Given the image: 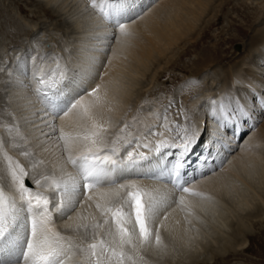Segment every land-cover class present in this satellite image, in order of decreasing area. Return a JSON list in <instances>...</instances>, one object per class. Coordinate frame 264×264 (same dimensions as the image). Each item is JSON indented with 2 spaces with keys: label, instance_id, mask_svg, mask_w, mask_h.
I'll return each mask as SVG.
<instances>
[{
  "label": "bare ground",
  "instance_id": "bare-ground-1",
  "mask_svg": "<svg viewBox=\"0 0 264 264\" xmlns=\"http://www.w3.org/2000/svg\"><path fill=\"white\" fill-rule=\"evenodd\" d=\"M42 1L46 5L43 8L46 12L53 11L52 8L55 5L65 8L63 14L67 16L66 20L71 23L73 29L69 31L70 33H65L67 38L65 37L66 42L63 43L65 45L63 56H53L52 54L49 56L46 52L29 66L27 63L30 59L28 54L19 55L13 64L14 71L9 76L12 106L18 110L14 115L16 119L14 123L17 124L20 121L23 123L18 128L19 135L16 136L19 140L29 143V147L34 153L31 159L35 160L33 163L36 165V169H34L36 173H29L27 178L32 190L44 193L54 203H59L60 197L54 190V182L70 181L72 178L79 179L77 169L68 162L69 153L77 157L86 152L88 148L93 147L91 140H84L82 137L90 131H97L99 137L102 138L103 146L113 147L115 145L108 144L106 141L108 132L113 130L115 134H118L121 127L124 126L129 132V138L126 137L123 144L115 147L120 149L124 156L127 155V151H133L134 155L144 153L148 156V160L140 161L136 167L130 169L117 181L119 184L129 186L121 191L120 195L124 200H128V192L141 191L150 193L160 201L151 222L154 234L151 240L153 241L146 246L143 245L149 248L148 258L156 257V251H154L156 242L154 240L157 231L161 242L163 236H166L173 241L182 240L184 245L191 235L194 237L189 227L190 216L184 213L186 211H190V213L202 212L207 213L210 219H216L213 215L217 212L214 203L223 204L222 201H231L233 208L231 209L226 204L223 205L225 208L220 212L223 216L226 215L225 218L221 216L222 214L220 215V223L227 224L230 221L233 230L230 236H225L220 240L221 245L212 246L211 251L219 259H225L226 255H240L246 251L249 245L242 244L245 241L243 234L246 232L243 218L233 217V220H231L232 216L230 220L228 218L229 215L244 214L251 223H258L262 220L264 222V120L262 125L260 124L261 126L242 143L235 141L244 130L242 122L245 123L244 120L250 117V120L253 121L257 119L259 113L264 111V0H260L262 7L258 18H255L259 24L261 23L259 26L254 23L255 26L250 27L251 32L248 34L244 24L229 23L228 26L233 27L234 33H228L227 37L218 38L213 47L201 48L191 60V66L188 69L181 66L178 58L181 59L187 52H196L197 47H200L203 40L208 37L209 30L220 23L218 12L224 11L228 4L234 11H238L235 3L239 0H135L133 6L136 7L139 15L126 24V30L130 33L128 36H120L118 29L105 24L96 10L90 6L89 0ZM88 7L94 11V15L88 13ZM21 10L23 9L21 8ZM224 13L228 14L229 12ZM244 16L246 21L251 22L254 13H245ZM1 33L6 37L9 31L6 28ZM112 33H116V35L110 38ZM243 36H247V40L241 45L242 48L237 47V50H233V45L238 43ZM179 46H185V51L179 52ZM231 47L232 50L228 53V49ZM54 58H58L61 67L66 69V80L59 86L56 95H52L54 90L45 89L49 91V99L71 101L79 98L83 105V107L74 109L67 116L53 117L47 102L36 91L37 88L42 87L37 82V76L43 70L46 74L45 78H47L50 70L56 67ZM221 59H228L226 67L220 66L221 63L218 61ZM177 61L180 64L179 67L185 69L182 70L187 79L183 80L181 84H177L178 87L175 88H180L184 84L189 88L190 85H193L190 82L197 81L194 79V75L201 79L208 77L210 80L207 81L206 87H200L196 92L195 90L186 92L176 121V124L181 126L194 123L198 133L202 126L206 128L207 137L206 135L205 137L208 140L204 137L195 143L187 157L184 169L186 173L184 179L192 181L187 187L200 195L179 191L171 180L167 179L168 173L165 169L175 163L174 154L179 151L177 148L164 149L161 154L157 155L148 148L137 147V143L133 142L127 150L123 149V145L129 140H134L137 136L140 137L141 145L148 143L153 149L159 140L180 143L178 131L176 129L167 131L163 126L167 123L171 127L172 122L175 121H165L161 118V116L165 117L162 115V99L156 97L157 101H161L160 104H155L156 107L149 105L147 111L142 109L143 111L134 112L131 117L120 120V123L115 126L129 102H132L131 105L134 107L139 104L137 102L144 101L145 93L157 95L156 84L161 78L167 77V70H162L161 64L171 63L170 67L176 69L177 66L173 65ZM213 70L215 73H211ZM208 73H210L209 76ZM97 86H99L98 90L93 95H88L93 89H97ZM136 87L141 89V92L132 98ZM28 92H31L32 96H29ZM30 97H32L31 102H35V106L39 109L36 110L40 113L39 119L41 120L38 129L47 131L46 135L56 134L52 136L54 146L50 147L38 137L40 135L36 136L37 129H33L30 123L27 124L24 121L23 115L29 112L27 110L31 107L27 106L30 103ZM212 100L217 101L218 104L223 102L228 111L236 110L235 126L230 123L227 128L220 127L216 119L213 118L216 109L211 103ZM181 108L185 115L191 117V121L185 120L184 115L180 114ZM85 109L87 114H85ZM240 111L244 113L242 116L239 115ZM246 114H249L250 117ZM250 120L247 123H250ZM93 124L99 127L93 128ZM152 127L157 131H153ZM116 128L119 129L116 130ZM61 129L65 133L72 134L73 137H79L70 143L68 152L64 150V142L59 140ZM230 130L231 132L228 133ZM152 131L163 132V136H154ZM222 135L226 136L222 137ZM17 137L8 139L9 141L18 140ZM3 141L5 140L3 139ZM7 144L5 143V145ZM58 144L61 148L60 152L56 149ZM100 146L101 144L96 145V147ZM12 150L18 156L21 154L19 147H12ZM28 160L30 158L26 160L25 164L21 160L18 161L26 167L28 164H32ZM45 176L48 177V180L43 179ZM32 177L40 179V185H37ZM240 185H244L245 189H240ZM112 188H115V185ZM6 190H8L7 187ZM109 191V186L105 184L85 192L81 183L80 190L75 196L74 206L63 216L53 213L51 226L64 237L65 247H68L70 243L74 244L72 239L74 240L75 236H79L78 239L82 241V247H87L89 243L94 242L93 233H83L87 231L83 226L89 225L88 229L92 230L90 226L102 220H100L102 216L96 204L104 205L107 198H104L103 194ZM125 207L131 212L128 205ZM207 210H210L211 214L206 212ZM111 224L110 221L108 225ZM27 234L26 229L25 236ZM252 236L257 235L248 234L249 241ZM99 237L97 238L99 239ZM75 243H77L76 240ZM82 256L80 254V257ZM76 258L73 257V259ZM188 260L196 263L192 257ZM67 264H71V261Z\"/></svg>",
  "mask_w": 264,
  "mask_h": 264
},
{
  "label": "snow or ice",
  "instance_id": "snow-or-ice-1",
  "mask_svg": "<svg viewBox=\"0 0 264 264\" xmlns=\"http://www.w3.org/2000/svg\"><path fill=\"white\" fill-rule=\"evenodd\" d=\"M89 4L96 10L105 24L118 29L120 36L130 35L126 30V24L139 15L136 7L133 6L135 0H89ZM115 35L116 33L110 34V38ZM54 59H56V67L50 70L47 78H45L46 74L43 70L37 76V82L42 87L37 88L36 91L47 102L53 117L67 116L74 109L83 107V105L79 98L71 101L49 99L48 90H54L52 95L58 94L59 86L66 80V69L61 67L58 58ZM98 87L89 92L88 95H93ZM211 103L216 109L213 118L216 119L220 127L227 128L230 123L235 126V109L228 111L223 102L218 104L217 101L212 100ZM85 114H87L86 109ZM180 114L184 115L185 120L191 121V117L185 115L182 108ZM243 114V111L239 112V115L242 116ZM164 119L166 121L167 117L165 116ZM163 126L167 131L173 129L178 131L179 144L168 140H159L153 149L148 143L141 145L139 143L140 137L137 136L134 140H129L123 145V149L127 150L133 142L137 143V147L148 148L157 155L161 154L164 149L177 148L179 151L174 154L175 163L170 168H166L165 171H167L169 179L177 190L192 195H200L187 187L192 181L184 179L187 157L195 143L200 139L196 125L190 123L181 126L172 122L171 127L167 123ZM97 127L99 126L93 124V128ZM7 130L11 131L12 126H8ZM16 132L19 135L18 128ZM152 135L163 136V132H153ZM76 138L79 137H73L72 134L65 133L63 129L60 130L59 140L64 142L66 152H68L70 143ZM21 139H23L22 136ZM82 139L91 140L93 147L88 148L86 152L77 157L69 153L68 162L77 169L79 179L72 178L70 181L54 182V190L60 197L59 203H54L44 193L32 190L27 180L30 175L29 172L25 166L14 160L7 151H3L6 141L0 140V153L6 162V175L0 180V264H67L69 261L71 264H84L80 259H73L78 253L83 255L87 264H113V261L115 264H126V261L136 264L138 252L134 256L127 249L136 251L137 243L146 245L151 242V222L160 201L150 193L141 191L128 192V200H123L120 193L129 186L117 182L126 172L136 167L140 161L148 160V156L144 153L134 155L133 151H127V155L124 156L121 150L115 146L104 147L102 138L99 137L97 131L86 133ZM97 144H101V146L96 147ZM114 144L115 141H113ZM12 147H19L14 139H12ZM21 155L27 157L30 153L21 151ZM32 179L37 185H40V179L35 177ZM43 179L48 180V177L45 176ZM81 183L85 192L105 184L109 186L110 191L103 194V197L107 198V202L104 205L96 204L104 218L103 224L95 222L90 227L94 230L100 229L111 221L115 226V232L109 233L113 239L106 241L102 238L98 239L99 234L94 231V242L89 243L87 247H78L77 253L73 250L72 245L65 247L64 237L51 225L53 213L63 216L74 206L75 196L80 190ZM113 185L115 188H112ZM88 198L91 199V197ZM125 205L131 208V212L127 210ZM133 215L135 218L134 228H129L128 225L133 223ZM83 227L87 230L89 225ZM137 228L139 230L138 241L135 232ZM26 229L27 236H25ZM155 242L157 246L161 244L158 231L155 234ZM139 258L143 259V257Z\"/></svg>",
  "mask_w": 264,
  "mask_h": 264
},
{
  "label": "rangeland",
  "instance_id": "rangeland-1",
  "mask_svg": "<svg viewBox=\"0 0 264 264\" xmlns=\"http://www.w3.org/2000/svg\"><path fill=\"white\" fill-rule=\"evenodd\" d=\"M262 2L260 0H239L237 1L236 7L238 8V11H234L231 6L226 5V8L224 11L218 12V17L220 23L217 25H214L210 30H209V35L206 37L200 47H197L196 52H187L184 54L181 59L178 58L179 63L181 66L184 68L188 69L191 66V60L196 56L197 53H199V50L203 47H213L217 41L218 38L222 36H228V33H234L233 27L228 24L230 23H241L245 25V28L247 29L248 34L251 32L252 26H255V24H258L257 18L259 11L261 10L262 7ZM234 6V4H233ZM46 5L42 0H0V30H7L9 31L8 35L1 33L0 31V140H5L7 145L4 146L3 151H7L9 155L13 157V159L17 158L16 160H21L24 164L26 163V160L30 158L32 164H28L26 166V170L29 173H36V165L33 163L35 160L31 159V156L33 157L34 153L29 147V143L23 142L22 140H19V138L16 136L17 132L16 129L19 128L20 126L23 125V123L20 121V123L15 124L14 122L16 119L14 118L16 111L15 107L12 106V99L10 98V90H9V82L11 74L14 71V62H16L17 58L19 55L23 54H28L29 60L27 63H29V66L32 65L31 63H35L37 59H39L41 54L43 53H48L52 54L53 56H63L62 52L64 50L65 45L63 43L66 42V34L65 33H70L69 31L73 29V26L71 23L66 20L67 16H65L64 11L65 8L60 7L59 5H55L52 9H54L51 12H46L44 11L43 8H45ZM20 8V9H19ZM21 8L23 10H21ZM89 12L94 15V11H91V7H88ZM228 11V14H225L224 12ZM245 13H254V17L250 20L251 22H248L244 19V14ZM10 14V15H9ZM231 14V15H229ZM227 15V16H226ZM10 16V17H9ZM226 16V17H225ZM256 16V17H255ZM12 18V21H11ZM256 18V19H255ZM255 19V20H254ZM17 20V21H15ZM28 23H27V21ZM245 20V21H244ZM66 21V22H65ZM255 23V24H254ZM16 24V25H15ZM35 24L34 26H32ZM31 26V27H30ZM50 28H49V27ZM59 26V27H58ZM62 26V27H61ZM58 27V29H57ZM232 27V28H231ZM25 28V29H24ZM3 29V30H2ZM22 29V30H21ZM231 29V30H230ZM25 30V31H24ZM30 30V31H29ZM222 30V31H221ZM54 31V32H53ZM64 31V32H63ZM29 32V33H27ZM31 32V33H30ZM12 33V34H11ZM3 34V35H2ZM35 35V36H34ZM63 36V37H62ZM66 37V38H65ZM39 39V40H38ZM247 40V36H243L241 40L238 41V43L233 45V50H237V47L239 49L242 48V44L245 43ZM37 41V42H36ZM27 43V44H26ZM32 44V45H31ZM15 46V47H14ZM33 46V47H32ZM25 47V48H24ZM15 49V50H14ZM21 49V51H20ZM179 52L185 51V46H179ZM232 50V47L228 49V53H230ZM29 51V52H28ZM187 51V50H186ZM22 52V53H21ZM33 52V53H32ZM33 54V56H32ZM51 55V57H53ZM39 57V58H38ZM177 58V56H175ZM173 59V61L175 60ZM15 60V61H13ZM177 60V59H176ZM228 59H221L218 62L221 63L220 66L226 67ZM12 61V63H11ZM60 61V60H59ZM178 61L174 63V67L177 66L176 69L171 68V63L169 64H161L162 65V70H167V77L161 78L159 80V83L156 84V96L152 94H144V101L142 103L139 101L138 105H135L134 107L131 105L132 102H129L126 109L122 113L121 117L119 118L118 122L116 123L115 126H117L120 123V120L124 118H129L133 115L134 112H139V111H147V109L153 105V107H156L155 104H160L161 99H162V115L167 117V120H173L175 123L178 120L177 114L178 110L180 107L183 106L184 102V97L186 95V92L188 90H195L198 91L200 87H206L207 86V81L209 80L208 77H205L204 79L201 77L198 80L197 75H194V80L190 83L193 85H190V89L185 86H181L180 88H175L178 87L179 84L183 82V80L187 79L186 75L184 74L183 67H179L180 64ZM219 65V64H218ZM2 67V68H1ZM164 68V69H163ZM181 68V69H180ZM185 70V69H184ZM211 73H215L214 70L211 71ZM185 75V76H184ZM210 73H208V76ZM189 77V76H188ZM145 80V79H144ZM181 80V81H180ZM210 81V80H209ZM178 84V85H177ZM139 87V86H138ZM138 87L135 88V92L132 96L135 97L137 93L141 92V89ZM175 88V89H174ZM192 88V89H191ZM172 89V90H171ZM185 89V90H184ZM187 89V90H186ZM183 90V91H182ZM177 91V92H176ZM29 96L31 95V92H28ZM28 96V95H27ZM32 96V95H31ZM160 98V100H156L157 98ZM174 99H173V98ZM35 99V98H34ZM137 99V98H135ZM148 99V101H146ZM155 99V100H154ZM30 103L27 106H31L28 108L23 117H25V120L27 124H31V127L36 130V136H38L41 140H43L45 143H47L50 147L54 146V143L52 142V136L55 135H50L47 134V131L41 129L39 130L38 124L41 122L39 119L40 113L36 110L37 107L35 106V102L32 101V97L29 98ZM146 104V105H145ZM150 105V106H149ZM144 106V107H143ZM138 107V108H137ZM148 107V108H147ZM19 109V108H18ZM143 109V110H142ZM32 112H31V111ZM35 110V111H34ZM256 112V111H254ZM28 113V114H27ZM39 113V114H37ZM253 114V111H252ZM38 115V116H37ZM249 116V114H246V116ZM255 115V114H254ZM30 116V117H29ZM136 116V115H135ZM251 116V113H250ZM249 116V117H250ZM163 120V116H161ZM246 119V117H244ZM251 118V117H250ZM250 118L244 120L245 123L242 122V127L244 130L242 131V134L236 138V143L237 141H241V143L255 130H257L262 124L264 120V111L259 113L257 119H254L253 121L250 120ZM250 123H247V121ZM25 123V124H26ZM261 124V125H260ZM245 127H244V126ZM8 126H12V130L8 131ZM154 126V124H153ZM124 127V126H123ZM121 127L123 131H119L118 134H115V132L112 130L108 132L106 136V141L108 144H113V141H115V146H118L120 144H123L124 139L126 137L129 138V132H127L126 127ZM200 129V138L203 139V128ZM115 128V127H114ZM119 128H116V130ZM153 131L155 130L153 127L151 128ZM4 131V132H3ZM152 131V132H153ZM10 132V133H9ZM231 132L228 131V133ZM204 137L206 135L207 137V132H204ZM227 133V132H226ZM225 133V134H226ZM202 134V135H201ZM226 135H222V137H225ZM18 138V140H15V143L19 145L20 151H27L30 153L29 156L25 157L21 154L16 155V153L12 150V141L8 138ZM43 137V139H42ZM205 137V138H206ZM207 139V138H206ZM208 140V139H207ZM17 141V142H16ZM141 142V140H139ZM225 141V140H224ZM139 142V143H140ZM226 142V141H225ZM59 152L61 150L60 145H57L56 148ZM234 151V150H233ZM0 153V180H2L6 175V162L3 161V155ZM21 157V159H20ZM26 159V160H24ZM3 161V162H2ZM3 164H2V163ZM19 162V161H18ZM31 165V166H29ZM35 165V168L33 167ZM4 173V174H3ZM244 185H240V189H245L243 187ZM33 187V186H32ZM124 200V199H123ZM223 204L221 203H214L215 204V209L217 212L213 214L216 219H210L209 215L207 213H190V211H186V215L189 214L191 221L189 222V227L191 231L194 234L191 235L189 239L185 242L183 245L182 240H176L173 241L170 238L163 236L162 242L159 246L156 245V249H154L155 252V260L153 258H148V252L149 248L144 247L146 245H139L137 243V249L136 251H133L132 249H127L132 255L136 256V253L138 252V256L136 258V264H264V222L263 220L260 222L256 223H251L250 220L245 218L244 214L235 216L229 215L228 220H230V217L233 220V217L237 218H243V221L246 224V232L244 233L243 237L245 238V241L242 243L243 245H249V247L246 249V251H243L242 254L240 255H232V256H227L225 259H219L215 254L212 253L211 247L212 246H218L221 245L220 240H222L223 237L225 236H230L233 230L232 223L229 221L227 224H221L220 219L221 216L225 218V215L223 216L222 211L225 207L223 205H227L231 207V201H222ZM76 208V207H75ZM233 207H231L232 209ZM206 212L211 214L210 210H207ZM224 213V212H223ZM241 213V212H239ZM191 214V215H190ZM222 214V215H221ZM221 215V216H220ZM103 220L101 217L100 220ZM133 223L129 224V228H134V215H133ZM100 221L101 224H103V221ZM224 220V219H223ZM155 226V225H154ZM248 227V228H247ZM89 230L87 228V231H84L83 233H93L94 231L99 234V238H102L106 241H111L113 239V236L110 235L109 233H114L115 232V226L113 224L111 225H105L103 228L100 229H93ZM136 232V237L138 241L139 237V230L138 228L135 229ZM262 232V233H261ZM155 233V231H154ZM257 235V236H252L250 239L251 241L248 240L247 235ZM154 236V234L152 233ZM193 237V238H192ZM75 239L72 241L73 243H70V245H73V250L78 252V247H82V241H79V236H75ZM247 239V241H246ZM75 240L77 243H75ZM118 240V238H117ZM253 240V241H252ZM79 241V242H78ZM85 241V240H83ZM153 240H151L152 242ZM155 241V240H154ZM150 242V243H151ZM189 242V243H188ZM79 243V244H78ZM188 243V244H187ZM220 243V244H219ZM78 244V246H77ZM218 244V245H217ZM83 245V244H82ZM263 245V246H262ZM99 251V250H97ZM153 251V252H154ZM257 251V252H256ZM159 252V253H158ZM262 252V254H260ZM75 256V258L79 257L81 260L84 262V257ZM139 257H143V259H140ZM154 257V256H153ZM192 257L194 260H196V263H192L193 261H189L188 258ZM76 258V259H77ZM152 259V260H151ZM84 264H87L85 261ZM113 264H115V261H113ZM126 264H132L131 261H126Z\"/></svg>",
  "mask_w": 264,
  "mask_h": 264
}]
</instances>
